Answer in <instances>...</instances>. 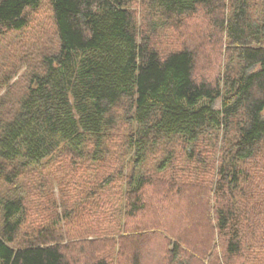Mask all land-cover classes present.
I'll return each instance as SVG.
<instances>
[{
	"label": "trees",
	"instance_id": "16d2710c",
	"mask_svg": "<svg viewBox=\"0 0 264 264\" xmlns=\"http://www.w3.org/2000/svg\"><path fill=\"white\" fill-rule=\"evenodd\" d=\"M49 1L56 44L25 52L22 95L0 100V264H114L119 241L146 264L148 239L152 264L216 262L217 245L221 264H263L264 0H143L146 18L137 0ZM41 5L0 0V36ZM198 15L229 43L215 79L193 48L157 47Z\"/></svg>",
	"mask_w": 264,
	"mask_h": 264
},
{
	"label": "rangeland",
	"instance_id": "374dc122",
	"mask_svg": "<svg viewBox=\"0 0 264 264\" xmlns=\"http://www.w3.org/2000/svg\"><path fill=\"white\" fill-rule=\"evenodd\" d=\"M49 2V0H42L41 8L30 12V24L23 33L12 31L8 32L4 36H0V100L3 99L4 103L8 105V108L13 107L27 85L26 75L28 73V55H26L25 52H34L39 49H45L48 51L56 44L54 19ZM134 7L140 15H143L145 18L147 17V15L145 16L146 6L143 0H137ZM185 21L186 26L184 28L181 26L178 27L177 24L173 26L170 25L165 28L159 37L157 47L162 51L187 46L193 48L197 54L196 67L198 71L196 76L203 79L218 78L227 69L226 66L230 59V53L228 52L229 43L226 35L224 32L221 36L219 33H216L211 20L207 17L199 15L192 16L186 18ZM203 32H213L218 35H216L215 39L207 41L201 39V34ZM197 34H199L198 37ZM7 68H11L9 71V84L5 83L8 76L4 74V70H7ZM220 105L221 100H218L216 106L219 107ZM262 178L264 179V174H262ZM54 190L58 195L61 194L57 185L54 187ZM35 198L37 201H40L38 197ZM152 199L157 201L155 198ZM39 208L40 205L35 207L34 210L38 211ZM192 209H194V207H192ZM170 211L172 212V210ZM171 215H178V213L172 212ZM149 216L150 218H138L139 222L146 226L150 225L149 222L153 224L159 223L160 217L158 218V216L155 217L150 214ZM138 219L136 220L137 222ZM183 221L184 219L182 218V222ZM186 223L188 222H185V224ZM257 229H259L260 232L261 227L259 226ZM187 232L192 233L193 236L197 234L195 228L191 225L187 228ZM122 235L124 236V232H122ZM117 237H119V235ZM147 243H149V239L146 240L144 245L142 243L140 247L142 252L145 254L143 255L144 259H146L145 263L152 264L150 259L147 258L150 245ZM121 244L122 241H119L115 248L113 247L109 250V257L114 264H121V261L123 264H130V260L129 262H125L126 258L130 257V254L127 253L125 255V260L120 255V252L123 251ZM217 246L215 254H217V258L219 257L221 259L224 249L222 245ZM219 258L216 262H208V264H221ZM229 262L231 264V261ZM232 264H235L234 261ZM238 264L240 263L238 262Z\"/></svg>",
	"mask_w": 264,
	"mask_h": 264
}]
</instances>
